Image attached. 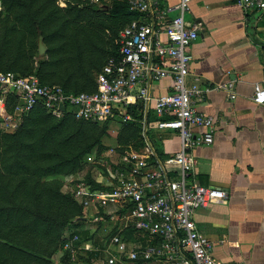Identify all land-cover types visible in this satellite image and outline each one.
<instances>
[{"label":"built area","instance_id":"1","mask_svg":"<svg viewBox=\"0 0 264 264\" xmlns=\"http://www.w3.org/2000/svg\"><path fill=\"white\" fill-rule=\"evenodd\" d=\"M81 1L98 5L110 0ZM235 1L243 10L264 9V0ZM188 2L125 0L135 18L119 30L116 54L94 74L93 91L66 92L40 83L33 74L0 71V124L7 129L36 106L90 122L122 123L135 121L132 109L141 105L142 145L91 151L84 167L67 178L69 186H63L80 205L83 229L89 230L88 222L94 224L89 233L99 228L94 241L81 240L74 228L65 231L60 249L71 258L91 253L100 264H219L192 220L197 208L227 200L223 189L199 184L193 173L192 150L211 144L213 131L212 117L200 112L196 102L210 90H225L230 99L234 94L230 82L200 85L196 77L187 80V48L199 29L184 19ZM165 77L171 79L170 89L153 95L152 85ZM251 99L263 103L264 89L254 85ZM9 102L12 110L6 113ZM163 130L176 133L179 147L161 158L149 134ZM86 169L98 187L86 180Z\"/></svg>","mask_w":264,"mask_h":264},{"label":"trees","instance_id":"2","mask_svg":"<svg viewBox=\"0 0 264 264\" xmlns=\"http://www.w3.org/2000/svg\"><path fill=\"white\" fill-rule=\"evenodd\" d=\"M0 2V71L32 73L40 83L58 85L66 92L94 90V74L108 56L116 54L118 31L135 18L125 0H110L108 12L81 0ZM106 30L112 35L108 41L102 36ZM37 38L49 57L38 60L33 68ZM57 74H62V80ZM140 107L136 103L132 109L137 121L120 122L117 145H142ZM105 123L69 113L56 118L36 106L12 131L0 132V264H55L53 253L60 248L66 229L76 225L81 240H95V231L83 229L78 219L80 205L69 191L61 190L56 177L81 170L94 148L100 152L98 140ZM85 178L93 187L99 186L90 179L88 169ZM93 259L91 253L71 258L62 251L58 264L79 260L90 264Z\"/></svg>","mask_w":264,"mask_h":264},{"label":"crops","instance_id":"3","mask_svg":"<svg viewBox=\"0 0 264 264\" xmlns=\"http://www.w3.org/2000/svg\"><path fill=\"white\" fill-rule=\"evenodd\" d=\"M183 16L199 28L187 48V80L230 82L234 94L230 99L225 90H210L196 102L212 117L213 131L211 144L192 150L193 173L199 184L223 189L227 200L197 208L192 220L219 264H264V102L251 99L254 85L264 89V9L243 10L235 0H189ZM170 86L171 79L162 78L152 94ZM149 137L161 158L178 150L172 130Z\"/></svg>","mask_w":264,"mask_h":264},{"label":"rangeland","instance_id":"4","mask_svg":"<svg viewBox=\"0 0 264 264\" xmlns=\"http://www.w3.org/2000/svg\"><path fill=\"white\" fill-rule=\"evenodd\" d=\"M111 7V3L110 1L108 2H104V3H101V4H98L97 5V8L101 11V12H108L109 9ZM119 32V31H118ZM103 39L104 41H108L112 38V35H111V32L109 31H104L103 33ZM35 46H36V53H33L32 57H31V60H32V66L33 68L36 67L37 65V61L38 60H44V59H47L49 57V53L47 51V47L42 43V41L40 39H35ZM39 46H43L44 50L43 52H38V47ZM87 65L89 66V64L87 63ZM33 68L31 71H33ZM90 73L93 75L94 73V70H90ZM32 74V73H30ZM34 75V74H33ZM76 75V74H75ZM74 75V76H75ZM56 78H60L62 80V74H57L56 75ZM72 81V80H71ZM12 108H11V104L10 102L6 105L5 107V112L8 113V112H11ZM51 115H53L54 117L58 118L60 117L62 114H64V112H49ZM18 122V123H17ZM21 122V117L19 119V121H14V123H16V126H18V124ZM15 128V127H14ZM120 128V122L116 119H112V120H106V123L105 125L103 126V133L101 134L100 138H99V142H98V145L100 146L99 147V151H104L110 147H114L116 145V134L118 132ZM13 128H9L7 129L5 127V124L1 121V124H0V132H9L8 130H11ZM12 131V130H11ZM95 150V148H94ZM92 150V151H94ZM115 152V151H114ZM118 150L116 149V152L114 153L113 155V159H114V156L117 157V154H118ZM93 174H95V172L93 171ZM69 177V175H65V176H57L56 178H58L60 181H61V190L64 191V185H68L69 186V183L67 182V178ZM71 224V223H70ZM81 224L83 225V222H81ZM86 227L89 228V230H92V228H94V224L93 223H86L85 225ZM77 228H79L77 225L75 226ZM75 227H72L71 229L75 228ZM84 227V226H82ZM68 229V228H67ZM66 229V230H67ZM101 233V232H100ZM99 235V228H96L95 230V234L93 235V239L97 238V236ZM62 253V250L60 248H58L52 255V261L53 263L55 264H58V259H59V256L61 255ZM77 264H88L87 262L83 261V260H79L77 262ZM90 264H100V262L98 260H92V262Z\"/></svg>","mask_w":264,"mask_h":264},{"label":"water","instance_id":"5","mask_svg":"<svg viewBox=\"0 0 264 264\" xmlns=\"http://www.w3.org/2000/svg\"><path fill=\"white\" fill-rule=\"evenodd\" d=\"M43 50H44L43 46L38 47V52H43Z\"/></svg>","mask_w":264,"mask_h":264}]
</instances>
